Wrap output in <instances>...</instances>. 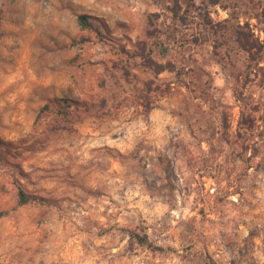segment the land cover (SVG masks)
Returning <instances> with one entry per match:
<instances>
[{"label":"rangeland","instance_id":"rangeland-1","mask_svg":"<svg viewBox=\"0 0 264 264\" xmlns=\"http://www.w3.org/2000/svg\"><path fill=\"white\" fill-rule=\"evenodd\" d=\"M0 139V264H264V0H0Z\"/></svg>","mask_w":264,"mask_h":264},{"label":"trees","instance_id":"trees-1","mask_svg":"<svg viewBox=\"0 0 264 264\" xmlns=\"http://www.w3.org/2000/svg\"><path fill=\"white\" fill-rule=\"evenodd\" d=\"M88 15H86V14H81V15H77V21H78V24L81 26V27H83V26H85V25H87V24H90L89 22H88ZM1 139H0V144H1ZM20 196H21V201L22 202H24V198H23V193H20Z\"/></svg>","mask_w":264,"mask_h":264}]
</instances>
